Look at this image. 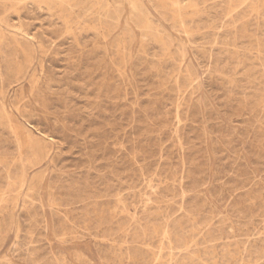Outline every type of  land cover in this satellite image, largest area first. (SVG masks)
Instances as JSON below:
<instances>
[{
	"label": "rangeland",
	"instance_id": "obj_1",
	"mask_svg": "<svg viewBox=\"0 0 264 264\" xmlns=\"http://www.w3.org/2000/svg\"><path fill=\"white\" fill-rule=\"evenodd\" d=\"M52 1L0 0V264H264V0Z\"/></svg>",
	"mask_w": 264,
	"mask_h": 264
},
{
	"label": "bare ground",
	"instance_id": "obj_2",
	"mask_svg": "<svg viewBox=\"0 0 264 264\" xmlns=\"http://www.w3.org/2000/svg\"><path fill=\"white\" fill-rule=\"evenodd\" d=\"M49 1H50V0H49ZM58 1H59V0H58ZM58 1L55 0V1H52V2H58ZM60 1H61V0H60ZM67 1H68V0H67ZM71 1H72V0H71ZM77 1H78V0H77ZM83 1H84V0H83ZM85 1H87V0H85ZM91 1H93V0H91ZM157 1H158V0H157ZM165 1H170V4L174 6L176 12H179V11L181 10L180 0H165ZM165 1H164V2H165ZM62 2H63V1H62ZM62 2H61V3H62ZM64 2H66V1H64ZM88 2H89V1H88ZM93 2H94V1H93ZM101 2H102V1H101ZM101 2H100V3H101ZM61 3L58 2V4L60 5V7H61ZM68 3H71V2H68ZM98 3H99V2H98ZM165 3H166V2H165ZM244 3H245V2H244ZM48 4H49V3H48ZM73 4H74V3H73ZM80 4H81V2H80ZM83 4H84V3H83ZM83 4H82V5H83ZM134 4H135V3H134ZM136 4H137V3H136ZM138 4H139V3H138ZM50 5H51V3H50ZM52 5H53V4H52ZM52 5H51V6H52ZM62 5H64V4H62ZM77 5H78V4H77ZM106 5H107V4H106ZM140 5H141V4H140ZM140 5H139V6H140ZM160 5H161V4H160ZM163 5H164V4H163ZM53 6H54L55 8H57L55 5H53ZM78 6H79V5H78ZM135 6H136V5H135ZM60 7H58V8H60ZM64 7H66V6H64ZM67 7H68V5H67ZM100 7H101V6H100ZM137 7H138V5H137ZM161 7H162V6H161ZM186 7H187V6H186ZM50 8H51V10H52V7H50ZM61 8H62V7H61ZM77 8H78V7H77ZM79 8H80V7H79ZM102 8H103V7H102ZM183 8H185V7H183ZM255 8H257V7H255ZM82 9H83V8H82ZM98 9H101V8L98 7ZM139 9H140V8H139ZM171 9H173V8L171 7ZM195 9H196V8H195ZM73 10H74V9H73ZM79 10H80V9H79ZM102 10H103V9H102ZM257 10H258V9H257ZM100 11H101V10H100ZM233 11H234V10H233ZM173 12H174V11H173ZM66 13H67V12H66ZM116 13H117V12H116ZM133 13H134V11H133ZM184 13H185V12H184ZM117 14H118V13H117ZM134 14H135V13H134ZM254 14H255V13H254ZM60 15H61V14H60ZM76 15H78V14H76ZM183 15H184V14H183ZM183 15H182V16H183ZM256 15H257V14H256ZM70 16H71V15H70ZM84 16H85V14H84ZM180 16H181V15H180ZM254 16H255V15H254ZM67 17H68V16H67ZM73 18H74V17H73ZM142 18H143V16H142ZM144 18H145V17H144ZM144 18H143V19H144ZM179 20H180V18H179ZM248 20H249V19H248ZM137 21H138V20H137ZM179 22H181V21H179ZM62 23H63V22H62ZM181 23H182V22H181ZM134 25H135V24H134ZM145 27H146V26H145ZM234 28H235V27H234ZM146 31H148V30H146ZM238 39H239V38H238ZM256 40H257V39H256ZM14 42H15V41H14ZM230 42H231V40H230ZM256 43H257V42H256ZM236 51H237V50H236ZM258 55H259V54H258ZM23 63H24V62H23ZM120 63H121V62H120ZM24 65H25V64H24ZM187 75H188V74H187ZM20 78H21V76H20ZM189 85H190V84H189ZM6 116H7V115H6ZM7 120H8V119H7ZM9 120H10V119H9ZM14 124H15V122H14ZM14 124H13V125H14ZM13 127H14V126H13ZM14 128H16V127H14ZM16 130H17V129H15L14 131H16ZM16 132H17V131H16ZM16 134H17V133H16ZM18 134H20L19 131H18ZM20 135H21V134H20ZM16 138H17V137H16ZM19 141H20V139H19ZM17 145H19V144H17ZM29 150H30V149H29ZM69 231H70V230H69ZM165 233H166V232H165ZM165 233H164V234H165ZM164 236H165V235H164ZM166 237H167V236H166ZM175 240H176V239H175ZM167 243H168V242H167ZM159 253H160V252H159ZM154 261H155V259H154Z\"/></svg>",
	"mask_w": 264,
	"mask_h": 264
}]
</instances>
